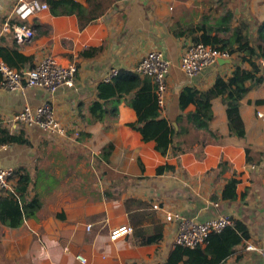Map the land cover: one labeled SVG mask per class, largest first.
<instances>
[{
  "label": "crops",
  "instance_id": "1",
  "mask_svg": "<svg viewBox=\"0 0 264 264\" xmlns=\"http://www.w3.org/2000/svg\"><path fill=\"white\" fill-rule=\"evenodd\" d=\"M74 1L87 6V0ZM111 1L102 16L79 30L75 16L53 17L48 10L21 22L14 14L18 0H0V48L28 58L22 69L33 68L48 55L76 67L72 87L53 95L39 89L9 93L0 87V127L29 143L0 146L1 165L13 169L8 190L17 192L23 177L26 198L35 197L41 204L35 217L20 227L0 226V264H81L77 256L86 264H162L176 234V224L165 220L170 213L199 222L220 215L241 221L249 239L223 264H263L264 120L257 113L264 116V83L251 88L240 102L244 139L228 134L225 106L215 97L209 129L220 139L202 148L192 140V151L179 156H161L154 142H142L129 127L137 117L124 101L117 105L116 119L107 112L99 122L89 114L98 100V84L110 82L113 71L134 72L151 51L163 52L170 62L160 116L175 129L180 116L195 110L192 104L179 107L185 88L206 92L217 76L226 80L236 67L249 70L242 61L244 52L194 78L179 68L186 46L193 43L186 30L208 12V2L214 8L218 0ZM233 2H240L242 9L233 11ZM227 7L234 26L253 28L248 32L253 47L257 26L264 22V0H230ZM21 24L32 31L31 39L14 38L11 27ZM47 101L64 136L12 122L25 106L35 108ZM162 167L171 169L158 173ZM231 179L238 181L237 198L229 202L221 194ZM120 226L132 227L133 233L111 241L110 231ZM153 229L161 239L141 244V236Z\"/></svg>",
  "mask_w": 264,
  "mask_h": 264
},
{
  "label": "trees",
  "instance_id": "2",
  "mask_svg": "<svg viewBox=\"0 0 264 264\" xmlns=\"http://www.w3.org/2000/svg\"><path fill=\"white\" fill-rule=\"evenodd\" d=\"M44 1L49 14L53 17L75 16L79 30L95 22L112 3L111 0H87V6L84 7L74 0ZM212 7L213 3L208 2V12L193 26L188 27L186 30L188 36L193 43L202 42L220 51H226L231 56L234 53L244 52L246 56L242 57V61H247L249 70L236 67L226 80L217 76L213 88L206 92L185 88L179 96V107L184 110L192 104L195 110L177 119V129L160 116L155 85L150 78L120 70L110 82L98 84V100L89 108V114L94 121L99 119L98 121L102 122L100 118L107 112L116 119L117 105L124 101L134 110L137 117L136 122L129 127L140 135L142 142H154L155 150L161 156H166L168 152L179 156L192 151V140L202 148L207 143L217 142L220 139L209 129L214 118L212 100L219 97L225 106L228 134L237 139H244L245 130L240 117V102L251 88L259 87L264 83V22L256 30L257 36L252 47L248 27L244 24L233 25V14L228 9L227 3L218 0L215 7ZM0 59L16 70H21L24 62L29 61L15 50L1 48ZM258 60L263 62V67L257 63ZM1 80L0 76V82ZM246 83L250 86L247 87ZM3 145L28 146L29 143L21 134L11 135L0 127V146ZM245 152L246 160L251 161L250 148L246 147ZM169 169L171 168H159L158 173ZM237 183V180L231 179L225 184L221 194L223 200L229 202L236 200ZM27 187L28 184L21 177L17 192L0 190V226L18 228L25 220L35 217L41 204L35 197L26 198ZM154 229L151 233L141 236V244L152 245L161 239V233ZM248 239L247 227L241 221L235 220L232 226L226 227L219 233L208 235L203 246L192 250L181 246L173 247L162 264H223L233 254L234 248Z\"/></svg>",
  "mask_w": 264,
  "mask_h": 264
},
{
  "label": "built area",
  "instance_id": "3",
  "mask_svg": "<svg viewBox=\"0 0 264 264\" xmlns=\"http://www.w3.org/2000/svg\"><path fill=\"white\" fill-rule=\"evenodd\" d=\"M47 10L48 7L44 0H18L14 8V14L18 20L24 22ZM11 29L17 41L33 37L32 31L23 25H13ZM230 58L231 55L226 51H220L216 47L196 42L186 46L185 53L180 59L179 68L187 78H194L199 76L205 69L216 65L220 61H228ZM169 69L170 62L161 51L148 52L134 69V73L141 77L150 78L155 85L160 111L164 108L166 78ZM75 74L76 67L74 65L61 64L49 55L43 57L33 68L28 69L16 70L0 62V76L2 79L0 87L9 93H22L28 89H39L49 95H53L64 87H72ZM116 75L117 72L113 71L112 77ZM257 116L264 120L263 115L257 113ZM12 122L30 128H37L53 136H64L65 134V129L56 118L54 110L48 101L35 108L25 106L14 115ZM12 175L13 169L5 168L0 163V190L9 188L8 182ZM153 209L159 210V207L153 206ZM165 220L176 224L173 247L181 246L191 250L198 246H203L208 235L219 233L233 224V220L227 215H220L199 222L183 217L179 213H170L166 214ZM87 230H89V227H87ZM132 233V227L120 226L110 231L109 238L111 241H115ZM247 248L255 250L253 246H248ZM76 260L81 264H86V260L81 256H77Z\"/></svg>",
  "mask_w": 264,
  "mask_h": 264
},
{
  "label": "rangeland",
  "instance_id": "4",
  "mask_svg": "<svg viewBox=\"0 0 264 264\" xmlns=\"http://www.w3.org/2000/svg\"><path fill=\"white\" fill-rule=\"evenodd\" d=\"M222 1H224V2H226V3H228L229 4V2H230V0H222ZM242 2V1H241ZM239 4H240V2H238L236 5L234 4V2L232 3V5H231V8L233 9V11H235L236 12V10H237V12H238V10H241L242 9V5L241 6H239ZM237 15H236V20H240L241 21V17H239V15H238V13H236ZM262 16V15H261ZM263 20V19H262ZM262 24V23H261ZM261 24H259V25H261ZM259 25L257 26V29H258V27H259ZM251 29H253V28H248V32H250V30ZM256 29V30H257ZM249 36H250V34H248ZM254 45V44H253ZM260 62H259V65H260V67H263V64H262V61L261 60H259Z\"/></svg>",
  "mask_w": 264,
  "mask_h": 264
}]
</instances>
